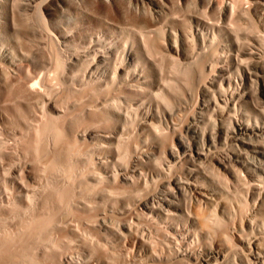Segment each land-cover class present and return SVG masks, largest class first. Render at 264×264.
Instances as JSON below:
<instances>
[{
  "label": "bare ground",
  "instance_id": "6f19581e",
  "mask_svg": "<svg viewBox=\"0 0 264 264\" xmlns=\"http://www.w3.org/2000/svg\"><path fill=\"white\" fill-rule=\"evenodd\" d=\"M129 1V9L112 6L115 11L110 14L104 5L89 12L88 0H0V37L8 42L7 47L0 46V63L6 65L4 83L11 79V85L27 95L23 97L41 103L50 125L52 120H62L59 126L67 124V110L53 96L59 87L83 97L79 109L84 128L74 133L63 126L59 131L56 122L57 132H47L48 151L45 145L41 147L53 156L64 155L66 148L76 168L82 166L80 173L90 174L83 181L91 187L111 181L123 186L135 183L133 221L142 222L144 217L147 225L157 229L163 224L169 255L155 252L151 243L135 233L133 222L122 221L118 230L126 235L125 243L131 244L126 264H160L166 259L182 264H264V217L261 223L257 221L258 215L264 216V0H246L245 5L234 0L221 4L218 0ZM102 2L112 4L111 0ZM52 5L58 17L50 21L47 13ZM189 5L196 12L181 17L179 12ZM83 6L88 10L82 11ZM22 10L37 14L34 24L49 39L53 54L48 66L41 67L47 72L34 67L32 75L27 70L18 73L21 61L27 59L17 36ZM243 17L253 25L250 30L234 27L235 18ZM171 64H177L174 69L180 74L174 73ZM253 83H257L254 92ZM117 121L129 123L127 136L116 137L117 132L126 133L115 125ZM45 124V131L40 128L43 133L48 130ZM102 124L107 131L99 128ZM151 127L161 129L154 133L155 139L161 135L159 142L152 141L150 132L146 139L134 137L138 130ZM115 139L124 142L121 159L112 156L119 152V146L113 145ZM92 144L99 156L94 160L92 152L85 160ZM109 164L115 166L113 174L105 170ZM44 171L36 193L41 196L50 189L51 194L55 188L53 192L59 195L64 186L61 189L56 183L62 190L56 191L53 172ZM228 175L246 181L245 199L250 207H243L246 212L236 217L232 203L215 186L218 178ZM181 199L188 205H182ZM7 205L0 201V210ZM46 212L29 217L42 219L44 229L56 221L54 225L63 226L66 233L71 231L69 222L63 224V214L58 220V214L56 218ZM222 221L230 224L228 244L221 243L210 226ZM95 223L99 229L106 226L96 217ZM36 228L32 227L30 235L35 240ZM1 232L4 240L6 232ZM7 237L10 241L13 236ZM60 260L61 264H82L66 254Z\"/></svg>",
  "mask_w": 264,
  "mask_h": 264
},
{
  "label": "rangeland",
  "instance_id": "374dc122",
  "mask_svg": "<svg viewBox=\"0 0 264 264\" xmlns=\"http://www.w3.org/2000/svg\"><path fill=\"white\" fill-rule=\"evenodd\" d=\"M169 1L172 0H168V2ZM222 1L223 0H218V3L221 4ZM236 1L241 5H245L247 2L246 0H234L233 2ZM129 2V0H111L112 4L108 5L107 2H102L101 4L100 0H88L87 5L89 12H92L95 7L104 5V9L108 13L114 14L113 12L115 10L113 7L121 11H126L130 8H128V6H130ZM55 8L56 7L52 5V9L49 11L50 13H47V18L50 19V21L53 17H58L57 10ZM81 10L85 11L88 9L83 6ZM191 11L196 12L195 8L192 5H189L184 7L182 11L179 12V15L181 17H185ZM197 11L200 13L199 10ZM21 12V25L18 24L21 27L19 26L20 29H18L17 36L21 39L20 43L24 49V57L27 59L21 61V65L17 68L18 71L20 70L18 73H25L27 70L32 75L31 72H33L34 67L40 68L39 70L42 71V73L47 72V68L41 67L44 65L48 66L47 64L50 62V55L53 54L51 50H49V39L45 35L42 36L40 31L37 29V26L34 24L37 15L35 12L30 10H22ZM245 20L248 21V19H245V17L240 19L235 18L236 22H234V27L236 29L250 30L253 25ZM57 30L58 29L56 27H52V31L54 33H57ZM7 43L6 37H0V46L7 47ZM164 63H166V60ZM160 64L163 63L160 61ZM170 67L174 70V73L180 74L179 72L175 71L176 68L174 69V67H177V64H171ZM5 69L6 65L0 63V201L8 204L0 210V230H3L1 233L6 232V234H2L6 235L3 237L6 238L9 236L10 239L12 235V239L16 236V239H18H10V241H7L8 237L7 240L5 238L4 240L0 239V247H2L0 248V261H3L4 259V261L8 263L12 262L11 264H61V255L66 254L71 256L74 260H79L82 264H126L130 262L126 256L130 254V250L128 251L127 249L128 247L129 249L131 248V244L128 243L129 241L126 242L127 244L125 243L126 235L118 230L119 224L122 221H128L129 223L133 222L132 228L135 229V233L137 232L136 234H139V236L142 235V238L151 243V245H153L152 249L155 252L163 256H168L169 252L166 250L167 240L164 237L163 224H160L162 226L161 229H157L147 225L145 222L146 218L144 217H141L142 222L133 221V216L136 215V209L134 210L132 208V206H135L133 204V198L136 192V187L134 188L133 186L135 183L131 184L130 186H123L121 183L119 184L111 181L104 182L102 184H96L91 187L90 185L85 184V181H83V178H85L87 175L89 176L90 174L80 173L83 172L82 166H80V169L79 167L76 168L77 164L72 161L71 157H68L70 155L66 148L65 152H63L65 156L61 152L56 154V156L54 154L56 159L53 158V155H49L46 152L48 151V141L46 139L49 136L48 133H50V130L51 133H56L57 129L61 130L64 126L63 123L65 122L61 124L63 126H59L62 122L61 119L60 122L56 121L57 123L52 120L51 124H54L50 125V121L48 119L47 121L44 119L45 115L42 113L43 111H41V103H37L35 99H27L28 97H23L22 94L24 95L25 92L23 90L21 91L20 87L18 89L16 84H14V86L17 88L13 87V85H11V82H13L11 79L6 80L4 83L3 70L5 71ZM36 74L38 73L36 72ZM182 88L184 89L183 85ZM256 88L257 83H253L251 90L254 92ZM18 91H21V93H18ZM176 92L179 96H182L180 95L181 93L178 91ZM53 96L57 101V105L59 104L60 108L62 107V109L67 110L65 111L67 115L64 113V115L67 116V124L65 123L66 126H64V128L68 127L67 129L73 131L74 133L75 131L76 133L80 132L81 129L84 128L83 124L80 126L81 121H83V114L81 109H79L84 101L83 97H79L77 92L73 90L61 89L60 87L58 88L57 93ZM256 97L257 95L254 94V100H257ZM45 121L48 122V124H45V126L49 125L48 127H45L48 129L46 131V133L48 132L47 134L45 132L43 133V130H46L44 129V123H46ZM78 121H80V123H78ZM55 123L56 126H59L60 128L57 127L56 129ZM114 123L119 129H124V132L129 127L128 122L117 121ZM41 127H43V130L40 129ZM53 128L56 131H54ZM99 128L102 131H107L104 124L99 126ZM39 129L41 131H39ZM160 130L161 129L154 127H151L149 130H145L144 132L142 130H138V133H134V137L140 135L141 139H146V135L150 132V138L152 141L157 140L159 142L162 138H160L161 135H157L159 137H156L155 139L154 133L155 131ZM73 132L68 138L71 143L74 141V137L72 136V134H74ZM125 136H127V131L126 133L117 132L116 135L118 138H123ZM134 137L133 139H135ZM42 144L45 145L44 148H47L46 151L41 147ZM113 145L119 146V152H112V156L114 158L121 159L125 149L124 142L115 139L113 140ZM45 152L50 158H48V155H46ZM92 152L94 153L91 156L94 160H96V158L99 156V150H97L93 144L89 145L88 151L84 154V159L87 160ZM66 153H68V155ZM44 155L46 156L44 157ZM106 155L108 157V154ZM46 157L47 160L44 159ZM51 157L53 158L52 160H55L53 163H51ZM63 157H67V160L65 158V161ZM60 158L62 160H59ZM68 158H70L71 163L70 160L68 161ZM48 160L52 164L51 167ZM47 162L48 164H46ZM71 164L72 166L69 167ZM149 164L151 165L152 163ZM45 165H47L48 168ZM81 165L83 164L81 163ZM44 166L46 169H48V173L50 171L53 172L51 174V177L54 178L55 182L54 183L52 180L54 183L53 185L55 186L57 183L58 185L56 184V186L61 185V189L64 186L62 189L65 193L64 195L60 187L56 186V191H62L59 195L55 194L56 192H53L55 191V188L51 189V194H49L50 189L47 190L48 192L46 191V194L43 193L44 196H42L43 194L40 196V194L36 193L37 181L38 179L42 178V175H44L42 174L45 169H43ZM105 170L109 174H113L115 172V166L109 164ZM45 171L47 173V170ZM27 173L30 174V177L27 176ZM228 176L229 177L227 179L223 177L218 178V184H215V186L219 189L225 200H227L229 204L232 203L234 206L233 208L236 209V217L240 216L241 213L243 214L246 212V207H250L248 204L246 205L247 201L245 199L247 198L246 181L242 176L239 178L232 175ZM181 203L185 206L188 205L185 199H181ZM243 207L246 208V210ZM54 209L56 211H54ZM124 209H126V213L120 214L119 211ZM58 210L65 212L60 213L61 211L59 212ZM35 212L42 214H45L46 212L48 215L49 213H53L52 215L55 214L54 216H56V218H58L56 215L58 214V216H60L58 220L65 216V218H63V224L64 222H69L72 229L70 232L66 233L63 230V226V228H60L59 226L54 225L58 223H55L56 221L53 222V226L51 225L49 227L50 229L48 227L47 229H44L43 226L45 225L42 224V219H31L29 217ZM60 214H63V216ZM95 217L98 218L99 222L103 221L106 226L99 229L96 226ZM262 217L264 216L258 215L257 221L259 223H261ZM34 225L39 228V230L36 228L38 230L37 240H35L36 238L33 239L32 236H30L33 232H31V230H34L32 229ZM213 225L214 224L212 223L210 226H212V231L216 232V238L219 239L221 243L228 244L230 240L227 230L229 229L228 225L230 224L227 225L222 221L221 225ZM54 226L57 229L54 228ZM17 227L19 231L16 229ZM14 229H16L18 232H15ZM8 230H10V232H7ZM11 230L13 232H11ZM30 239H33V241ZM9 242H13V244L11 243L13 247ZM3 243H5V246L1 245ZM33 244L35 245L33 246ZM5 247H8L9 249H5ZM2 250L5 252H2ZM10 250L13 252H9ZM26 255L27 258H24ZM5 257L8 258L6 259ZM160 264L182 263L166 259Z\"/></svg>",
  "mask_w": 264,
  "mask_h": 264
}]
</instances>
